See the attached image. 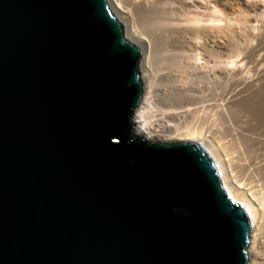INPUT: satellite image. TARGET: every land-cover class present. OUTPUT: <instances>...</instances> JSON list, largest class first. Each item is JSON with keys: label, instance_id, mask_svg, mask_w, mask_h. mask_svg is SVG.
Masks as SVG:
<instances>
[{"label": "water", "instance_id": "1", "mask_svg": "<svg viewBox=\"0 0 264 264\" xmlns=\"http://www.w3.org/2000/svg\"><path fill=\"white\" fill-rule=\"evenodd\" d=\"M138 59L106 0H0V264H247L204 148L133 133Z\"/></svg>", "mask_w": 264, "mask_h": 264}, {"label": "bare ground", "instance_id": "2", "mask_svg": "<svg viewBox=\"0 0 264 264\" xmlns=\"http://www.w3.org/2000/svg\"><path fill=\"white\" fill-rule=\"evenodd\" d=\"M106 2L139 48L133 133L202 146L248 218L247 264H264V109L262 123L240 113L264 102V0Z\"/></svg>", "mask_w": 264, "mask_h": 264}, {"label": "rangeland", "instance_id": "3", "mask_svg": "<svg viewBox=\"0 0 264 264\" xmlns=\"http://www.w3.org/2000/svg\"><path fill=\"white\" fill-rule=\"evenodd\" d=\"M116 18H117V17H116ZM117 19H118V18H117ZM118 21H120V20L118 19ZM120 23L122 24V28H123V30H124L123 22L120 21ZM124 31H125V30H124ZM258 103H259V102H258ZM254 105H255V106H254ZM263 105H264V102H262V104H261V103L257 104V106H256V104H252L251 107H249L248 109H245V111H241L240 113L243 115V117L245 116V117L247 118V117L249 116L247 119H250V120L252 121L253 124H254L255 122L258 123V122H260V121H261V123H262L263 120H261V118L257 116V114H256V110H257V109H255V108L258 107V109H259V108L263 107V109H264V106H263ZM195 106H196V105H195ZM250 108H251V109H250ZM233 110H234V109H233ZM237 110H238V109H237ZM192 111H193V112H192V115H193L192 117H193V118H192V120H191V125H192V126H198V125H199V124H197V123H199V119H198L199 117H197V114H198V113L196 112L195 109H194V110L192 109ZM239 111H240V110H238L237 112H239ZM237 112H236L234 115L238 114ZM254 112H255V113H254ZM240 113H239V114H240ZM241 114H240V115H241ZM254 114H255L257 117H256ZM234 115H233V116H234ZM230 116H231V115L226 116L227 118H224L225 121L223 120V122H222L223 125H224V129L227 127L226 125H228V123L232 122V120H233V116H231V117H230ZM237 116H239V115H237ZM197 119H198V120H197ZM253 119H254V120H257V121H254ZM227 120H228V121H227ZM258 120H259V121H258ZM194 124H195V125H194ZM259 124H260V123H259ZM225 126H226V127H225ZM179 140H180V139H173V140L171 139V140H168V141H179ZM180 141H184V140L181 139Z\"/></svg>", "mask_w": 264, "mask_h": 264}]
</instances>
